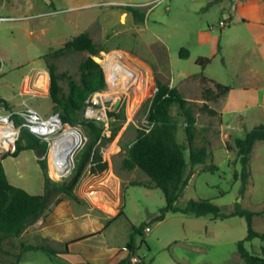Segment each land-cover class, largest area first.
<instances>
[{
	"label": "rangeland",
	"instance_id": "obj_1",
	"mask_svg": "<svg viewBox=\"0 0 264 264\" xmlns=\"http://www.w3.org/2000/svg\"><path fill=\"white\" fill-rule=\"evenodd\" d=\"M192 4L190 0H0V95L13 108H23L25 102L40 114L44 113L45 117L56 112L61 114L60 109L53 107L50 97L29 92V82L39 68L45 69L46 74L39 77L35 85L49 95L50 73L47 65L54 68L55 74L78 79V65L90 54L54 53L68 40L87 32L97 51L90 56L102 68L106 86L92 93L74 120L62 121V127L54 134L66 127L78 130L82 141L75 155L85 140L84 122L95 121L103 127L107 141L101 147V152L107 169L101 174L109 173L107 184L112 182V173L121 179L119 191L125 216L135 227L147 225L151 229L139 235L121 215L111 223L110 232L116 234L115 238L130 232L137 254L144 264H245L237 252V242L247 234L244 217L213 219L210 215L197 217L169 213L165 219L153 221L158 209L165 204L162 191L145 187L149 178L140 170H127L122 166L126 149L134 142L138 131H147L150 127L148 111L157 91V83L177 89L184 87L186 90L181 95L193 97L190 101L196 104V143L205 145L210 157L204 165L189 168L191 177L176 205L184 207L191 199H208L227 212L239 204L241 208L256 213L252 217V226L254 230L264 232V142L259 143L250 160V182L241 192V180L234 178V173L241 169L234 139L243 137L245 131L229 133L224 144L220 139L222 124L219 116L199 111L202 103L200 96L196 95L202 78L214 82L226 78V54L222 50L212 57L216 37L224 34L216 26H206L208 22L215 25L217 14L210 10L201 15L192 10ZM132 11L143 14V20H136ZM180 48H186L190 57L180 58ZM117 53H123L134 65L141 66L143 71L149 73L152 83L141 99L136 86L126 87L115 98L101 100L100 95L95 96L119 87L118 81L108 78L106 69ZM199 56L207 57L210 61L201 67L195 63ZM226 80L229 84L233 83L230 78ZM58 81L63 91H67V78ZM256 98L259 102L264 99L262 95ZM6 106L0 102V107L8 110ZM89 107L95 110L88 116L86 111ZM243 107L245 109L241 113L226 112L225 109L223 124L228 121L232 123L239 114L244 116V130L251 129L253 123H264L262 118L251 117L254 108ZM97 111H103L104 116L97 114ZM170 113L178 123L176 139L184 143L185 119L178 115L176 105L171 106ZM45 138L46 141L34 136L31 139L38 158L45 163V170H42L31 151H23L16 157L8 156L10 153L0 157L8 173L20 175L22 178H18L30 184L33 193L42 192L44 173L54 181H61L74 166L73 155L70 171L56 180L51 172L50 141ZM18 139L23 147L29 143L27 137L19 135ZM210 164L216 166L215 171L203 170L204 166ZM109 185L113 186L112 183ZM55 199V196L52 197L51 202ZM261 245L259 238L244 243L249 252L259 255ZM31 255L30 264H60L52 254L43 251L32 252Z\"/></svg>",
	"mask_w": 264,
	"mask_h": 264
},
{
	"label": "trees",
	"instance_id": "obj_2",
	"mask_svg": "<svg viewBox=\"0 0 264 264\" xmlns=\"http://www.w3.org/2000/svg\"><path fill=\"white\" fill-rule=\"evenodd\" d=\"M136 20H143V14L132 11ZM87 52L96 54L93 41L87 32H81L64 43L63 47L55 52ZM51 55V54H49ZM83 59L79 65V77L74 79L66 74H55L54 68L47 65L50 73L49 97L53 107L61 110V121L70 122L74 120L77 112H80L88 97L105 88L104 72L100 65L91 56ZM178 55L182 59L188 58L189 51L180 48ZM48 56V55H47ZM210 61L209 58L199 56L195 63L203 67ZM106 77V76H105ZM67 78V91H63L59 79ZM107 82V80H106ZM210 84V85H208ZM230 90L228 85L202 78L201 100H203L199 111L210 116H216L217 112L209 108L208 102H217ZM0 102L7 105L5 101ZM172 105L178 108V115L185 119L184 133L185 142L179 143L176 139L178 123L170 113ZM7 107V106H6ZM196 104L185 99L175 87L157 83V91L152 97L148 121L149 129L139 130L134 142L126 149L122 160L123 168L127 170L138 169L149 178L147 188H157L163 193L165 204L158 209L153 221H161L168 213H183L194 216L210 215L213 219H226L232 216H241L246 219L247 234L237 242V252L245 264H264V232L254 230L252 217L255 212L243 209L235 204L230 211H223L222 207L215 205L208 199L189 200L184 207H179L176 202L186 187L189 178L190 167L204 165L210 157V151L205 145L196 143L195 139V116ZM10 110L9 108H7ZM66 126V125H65ZM85 140L74 155V166L70 174L61 181H54L44 173V193L32 195L22 188L11 185L6 177L0 159V239L4 237L18 236L28 225L33 223L51 204V198L59 194L78 201L74 188L84 173L88 175H99L107 169V162L101 152V147L107 141L103 134V127L95 121L84 122ZM21 137H27L29 142L21 146L19 139L15 142V150L9 156L15 157L24 149H35V143L31 140L33 136L22 131ZM257 141L264 142V123H259L251 129L245 130L241 138L234 140L237 161L241 165L240 172L234 173V178H240L243 192L250 182V157L252 149ZM47 147L46 144L44 145ZM188 152V159L186 158ZM37 155L38 152L36 151ZM38 162L43 170L46 166L41 158ZM203 170L215 171L216 166L210 164L204 166ZM57 198L54 203H58ZM121 213V212H120ZM143 226L134 227V231L142 235ZM259 238L262 241L260 255L249 252L244 243ZM132 249V241L129 244ZM25 250L43 251L53 254V249L48 245H25ZM121 264H130L124 261Z\"/></svg>",
	"mask_w": 264,
	"mask_h": 264
},
{
	"label": "crops",
	"instance_id": "obj_3",
	"mask_svg": "<svg viewBox=\"0 0 264 264\" xmlns=\"http://www.w3.org/2000/svg\"><path fill=\"white\" fill-rule=\"evenodd\" d=\"M190 1L193 3L191 8L194 12L204 15L212 10L217 14L215 25L208 22L206 23L207 28L216 26L217 22L225 17L230 19L229 26L220 29L224 35L216 37L212 50V57L222 50L226 54L224 57L226 78L217 79L215 82L230 86V90L217 102L207 103L209 108L217 112V116L221 120L220 139L225 144L229 133L245 131V126L242 114H239L236 120H232V123L228 121L223 124V112L241 113L245 109L243 106H249L254 108L251 117L264 119V99L259 102L256 98L258 95H262L264 98V0ZM188 57H190V52ZM45 74L46 70L39 68L36 75L30 80L29 92L33 95L49 97L47 92H43L35 85L38 78ZM227 78H230V81L233 80V83H227ZM199 89L196 95L201 98V86ZM177 90L182 94L186 89L180 87ZM256 93H258L257 96H254ZM184 98L190 100L193 97L186 95ZM0 99L5 101L1 95ZM199 100L201 103L203 102V100ZM6 104L10 110L21 109L13 108L7 102ZM24 104L26 103L23 102L22 105ZM41 115L45 116L44 113ZM259 123H253V126ZM260 142L262 141L255 143L250 160ZM23 151H31L34 159L38 162L35 149H24L17 155ZM3 168L11 185L22 188L32 195L44 193V176L41 185L42 192L33 193L30 184H26L18 178V176L22 178L20 175L13 172L9 174L4 166ZM108 177L109 173H105V175L84 173L74 188L78 201L59 194L56 197V199L60 198L58 203H54L56 199L51 202L48 209L18 236L0 239V264H30V259L33 258L31 253L40 250H25V245L50 246L53 249V257L60 264H121L124 261L133 264L130 262L131 256L135 255L139 258L140 256L133 244L131 233L126 232L120 234L119 238H115L116 234L110 232L111 223L121 215L124 217L125 214L119 191L121 179L112 173L110 176L112 182L109 184L112 183L113 186H110L106 182ZM125 218L134 230V223L127 216ZM146 226L142 228V233L151 231L150 227L149 231H145ZM131 241L132 249L129 247ZM136 264H144V262L140 258V262ZM196 264L203 263L197 262Z\"/></svg>",
	"mask_w": 264,
	"mask_h": 264
},
{
	"label": "bare ground",
	"instance_id": "obj_4",
	"mask_svg": "<svg viewBox=\"0 0 264 264\" xmlns=\"http://www.w3.org/2000/svg\"><path fill=\"white\" fill-rule=\"evenodd\" d=\"M140 67L129 61L123 53L115 54L114 60L106 66V69L108 78L110 80L118 81L119 87L116 90H109L103 94L98 93L95 96L100 95L101 100L115 98V95L121 94L126 87L136 86L140 92L141 99L146 94L152 81L149 73L143 71V68L141 67V69ZM95 96L94 99H96ZM94 110V108L89 107L86 111V115L89 116ZM99 113L102 114L101 116H104L103 111H97V114ZM60 127H62V125L59 123L49 124L44 135V139L47 137L50 141L51 172L56 180L65 176L67 169L71 164V162L67 163L65 158L69 152L70 155L75 152L82 140L81 133L72 127H66L61 132L54 134V132ZM9 138L12 141L13 138L11 136Z\"/></svg>",
	"mask_w": 264,
	"mask_h": 264
},
{
	"label": "built area",
	"instance_id": "obj_5",
	"mask_svg": "<svg viewBox=\"0 0 264 264\" xmlns=\"http://www.w3.org/2000/svg\"><path fill=\"white\" fill-rule=\"evenodd\" d=\"M232 7L234 8V6ZM229 24V17H225L217 22L216 27L223 29L228 27ZM48 123H59L62 125L59 112L45 117L27 104H24L23 108L19 110H5L3 107H0V157L14 152L15 142L23 130L31 136L46 141L44 135L49 125ZM10 136L13 138L12 141L9 138ZM144 230L149 231V227L146 226ZM130 262L133 264L139 263L140 258L133 255L130 258Z\"/></svg>",
	"mask_w": 264,
	"mask_h": 264
},
{
	"label": "water",
	"instance_id": "obj_6",
	"mask_svg": "<svg viewBox=\"0 0 264 264\" xmlns=\"http://www.w3.org/2000/svg\"><path fill=\"white\" fill-rule=\"evenodd\" d=\"M82 141V140H81ZM77 150V149H76ZM74 153L75 152H73V154H71L70 155V152L68 153V155L66 156V158H65V161L67 162V163H73V155H74ZM70 155V156H69ZM72 168V166L69 168V170L67 171V172H69L70 171V169Z\"/></svg>",
	"mask_w": 264,
	"mask_h": 264
}]
</instances>
